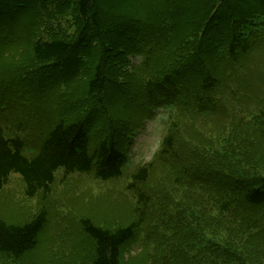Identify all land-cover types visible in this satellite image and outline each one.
Segmentation results:
<instances>
[{
	"label": "rangeland",
	"instance_id": "rangeland-1",
	"mask_svg": "<svg viewBox=\"0 0 264 264\" xmlns=\"http://www.w3.org/2000/svg\"><path fill=\"white\" fill-rule=\"evenodd\" d=\"M2 1L7 5L5 18L0 17V117L6 136L21 137L25 152L31 154L63 112L66 116L86 112L83 92L97 55L94 48L89 49L55 66L54 71L41 70L43 65L31 55L29 32L11 41L12 21L19 17L24 20L25 6L21 7L30 0ZM41 2L44 6L34 21L40 25L36 29L33 22L30 25L35 37H49L58 26L71 31V14L60 16V1L54 5ZM155 47L159 51L153 57L166 63L171 58L170 48L162 42ZM259 52L235 60L216 59L211 51L202 55L209 72L217 75L213 88L205 92L210 102L222 108L211 109L209 115L200 104L206 96L196 79L203 75L195 71L197 64L183 80L196 95L162 108L146 99L142 84L145 74L140 67L132 81L123 79L125 87L121 90L117 82L125 72L122 67L113 70L112 61L114 73L106 94L109 112L97 110L94 118L89 116L88 130L93 145L109 130H116L119 145L129 156L127 172L102 181L92 173L65 174L59 169L50 191H40L32 198L25 196L19 175L11 173L0 189V218L26 221L44 209L46 223L33 250L19 258L0 256V264H91L94 243L80 223L85 217L110 228L142 220L141 229L122 251L126 264H202L203 254L205 259L214 260L208 264H225L232 256L240 258L237 264H264V209L225 212L220 208L224 177L229 174L236 179L246 170L255 174L257 164L264 159V141L248 138L241 132L243 125L232 122L241 118L240 124H252L247 118L264 107V53ZM113 54L108 50V68ZM127 58L131 66L143 59L139 54H126ZM143 97L145 100H140ZM221 134L224 142L218 138ZM167 135L172 137L173 147L164 151ZM142 166H147L148 178L131 187V176ZM244 213L247 216L242 218ZM251 216L255 230L246 224ZM231 242L245 254L236 253ZM228 250L232 253L225 257H213L215 251Z\"/></svg>",
	"mask_w": 264,
	"mask_h": 264
},
{
	"label": "trees",
	"instance_id": "trees-1",
	"mask_svg": "<svg viewBox=\"0 0 264 264\" xmlns=\"http://www.w3.org/2000/svg\"><path fill=\"white\" fill-rule=\"evenodd\" d=\"M41 1L45 0H30L22 4L21 8L25 6V18L12 21V42L29 32L31 55L35 62L43 65V71L47 68L54 71L55 66L63 65L68 58L89 49L94 48L97 56L83 92L85 101L82 102L86 103V112L74 116H66L63 112L61 118L40 138L31 154L25 152L21 137L6 136L0 117V189L11 173H17L24 183L27 198L40 191L49 192L59 169L65 174L92 173L102 181L120 178L127 172L129 156L127 150L119 145L120 137L116 135V130H109L95 145L88 130L89 116L94 118L97 110L109 112L106 94L111 84L110 75L114 73L112 61L113 70L122 67L125 72V76L120 75L121 80L117 82L121 90L124 91L125 87L123 79L132 81L139 72L135 69L140 67L145 74L142 84L146 99L151 105L162 108L184 103L188 97L196 95L194 88L183 80L185 73L197 64L195 71H201L203 75L196 79L206 96V101L200 100V104L209 115L211 109L222 108L210 102V96L205 92L213 88L217 75L209 72L202 55L211 51L216 59L226 57L235 60L240 55L258 51L264 53V0H46L52 5L60 1V16L71 14V31L58 26L49 37L39 34L35 37L33 31L40 22L35 25L34 21L44 6ZM0 2V17L4 19L7 3ZM190 10H193L192 13ZM32 22L35 26L33 31L30 30ZM7 28L3 29L4 33ZM159 42L171 50V58L166 63L153 57L154 52L159 51V47L153 49V45ZM108 50L114 52L108 61L109 68L106 64ZM126 54H139L143 59L138 65L131 66ZM150 67L154 70H148ZM143 99L145 97L140 98ZM240 119L232 122L239 127L243 125L240 128L242 134L264 141V107L252 112L251 119L247 118L253 121L252 124H240ZM218 138L221 142L225 141L223 134ZM164 143V151L172 149L170 135L165 137ZM257 167L255 174L246 170L236 179L230 178L229 174L224 177L220 185L222 211L264 209V159ZM131 177V187L137 181L146 180L147 166L138 168ZM208 180L209 177L205 182ZM194 181L205 185L200 180ZM244 216L247 214L244 213L242 218ZM262 217V214L259 215V218ZM261 221L264 223L263 219ZM45 223L44 209L26 221L7 222L0 218V256L19 258L33 250ZM80 223L94 243L91 264H126L122 251L141 229L142 220H132L116 228L98 225L88 217L82 218ZM254 223L251 216L246 224L255 230ZM231 244L236 253L245 254L233 242ZM226 253L232 251H215L213 257L218 260ZM237 260L241 261L239 257L232 256L228 263H223L237 264ZM210 261L214 260L205 259L203 254L199 263L208 264Z\"/></svg>",
	"mask_w": 264,
	"mask_h": 264
}]
</instances>
